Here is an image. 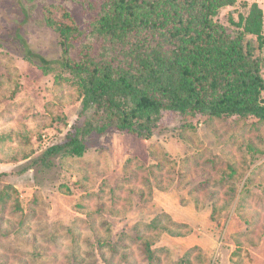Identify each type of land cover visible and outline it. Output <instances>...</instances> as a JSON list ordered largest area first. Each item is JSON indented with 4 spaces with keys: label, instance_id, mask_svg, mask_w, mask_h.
<instances>
[{
    "label": "rangeland",
    "instance_id": "obj_1",
    "mask_svg": "<svg viewBox=\"0 0 264 264\" xmlns=\"http://www.w3.org/2000/svg\"><path fill=\"white\" fill-rule=\"evenodd\" d=\"M244 3L264 14L236 0L220 19ZM98 4L0 0V264H264V122L165 111L150 139L92 135L39 163L81 111L45 11L84 30Z\"/></svg>",
    "mask_w": 264,
    "mask_h": 264
},
{
    "label": "trees",
    "instance_id": "obj_2",
    "mask_svg": "<svg viewBox=\"0 0 264 264\" xmlns=\"http://www.w3.org/2000/svg\"><path fill=\"white\" fill-rule=\"evenodd\" d=\"M98 1L84 30L45 11L61 48L56 67L77 88L81 111L39 163L81 157L92 135L150 139L165 111L264 122V14L256 3L222 21L221 10L236 0ZM21 49L26 61L53 68L26 43Z\"/></svg>",
    "mask_w": 264,
    "mask_h": 264
}]
</instances>
